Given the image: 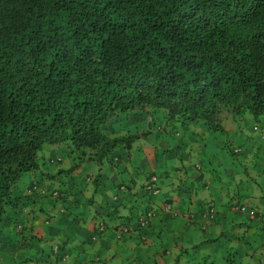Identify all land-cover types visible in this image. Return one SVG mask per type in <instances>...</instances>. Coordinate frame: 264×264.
<instances>
[{"label": "trees", "instance_id": "1", "mask_svg": "<svg viewBox=\"0 0 264 264\" xmlns=\"http://www.w3.org/2000/svg\"><path fill=\"white\" fill-rule=\"evenodd\" d=\"M246 114L264 117V0H0V257H69L66 241L33 254L43 238L21 219L54 191L40 186L44 146L65 145L78 165H115L140 138L113 128L127 118L222 132L223 119ZM224 147L264 191V140Z\"/></svg>", "mask_w": 264, "mask_h": 264}, {"label": "crops", "instance_id": "2", "mask_svg": "<svg viewBox=\"0 0 264 264\" xmlns=\"http://www.w3.org/2000/svg\"><path fill=\"white\" fill-rule=\"evenodd\" d=\"M246 118L223 119L220 133L242 141L231 139L235 142L248 143L246 146L263 141L264 127L255 135L244 131L241 125ZM155 125L138 126L132 131L140 138L129 157L122 162L115 160V165H103L99 173H94V166L89 163L76 164L65 145L48 146L46 155L43 150L40 158L47 177L44 176L40 186H52L63 193L53 200L47 196L37 201L32 205L35 212L24 209L21 219L28 225L27 229L30 227L28 231L39 239L50 237L62 243L66 241L69 257L64 264L75 261L90 264L95 257L101 258L102 264H125L132 260L136 264H197L206 257L215 263L208 249L217 247L221 238L236 241L235 249H228L232 264H264V232L261 229L264 191L244 177L240 165H237L238 173H234L222 168L224 163L219 167L212 164L209 158V163L203 165L198 152L188 154L197 144H192L193 141H202L203 126H168L163 122ZM257 129V126L252 127L254 131ZM198 134L201 139H197ZM216 140L215 137L207 139V148L215 145ZM200 147H204L202 143ZM60 152L65 156L59 155ZM207 157H211L209 153ZM56 158L60 161L56 162ZM50 159L56 163H48ZM152 176L156 177L159 190L155 196L143 189L148 177ZM36 178L35 175L23 178L24 187ZM54 180L60 182L62 188H55L51 184ZM235 199L260 210L259 218L248 219L245 214L232 210L231 202ZM165 204L175 216L162 211ZM208 204L215 210L212 220L204 217ZM149 209L154 215L145 229L116 239L115 232L121 225L133 222L136 216ZM37 213L45 217L42 219ZM29 214L32 220H27L31 219ZM98 222H103L104 231L91 241ZM43 243L33 247L32 253L40 256ZM206 247L207 253L198 251ZM225 253H216L223 259L219 264H224ZM183 256H193L197 262L187 263L186 259L182 260ZM14 257L17 258L15 253ZM6 258L0 257V264L7 263ZM17 261L14 264H19Z\"/></svg>", "mask_w": 264, "mask_h": 264}, {"label": "rangeland", "instance_id": "3", "mask_svg": "<svg viewBox=\"0 0 264 264\" xmlns=\"http://www.w3.org/2000/svg\"><path fill=\"white\" fill-rule=\"evenodd\" d=\"M246 116H247V118H246L247 120L244 121V123L241 125V126H244V131L246 133L253 134V135H255L256 132H262V127H264V117L263 116L254 117V116L248 115V114L244 115V117H246ZM132 117H134V116H132ZM127 120H128V118L125 119V120H122L119 123H116L113 126V128H115L118 131V132L115 131V132H117V134L121 133L120 130L124 129L125 127L128 128L129 130L131 128L138 127V126H135L137 123H138L139 126H141V121H137V122L135 121V124H132V123L128 124L126 122ZM131 121H133V120H131ZM253 126H257L258 129L255 130V131L252 130V127ZM201 135L203 136L202 141L201 142L198 141V140L197 141H193L192 144H195V143H197V144L193 146V148H192L191 151H188L189 152L188 154L192 155V154L198 152L199 153V158H200L199 160H200V162L203 165L206 166L209 163L207 161V159L209 158V160L211 161L212 164H215V165L218 164V167H219V164H222V166H223V163H224L225 166L222 167V168H225L226 167L228 169V171L234 172V173H238L237 164L232 162V159L230 158L229 154L227 153L226 148L223 149L222 147L225 146V145H229L230 148H233L234 149V147L235 146H239V144H241L242 141L240 139H238V138H234L233 136H229L226 133L224 134V133H220V132H209V131H206L205 130ZM214 137H215V140L217 139L216 140V144L215 145H209L208 148H207V139L209 140L210 138H214ZM199 138H200V136L198 134V138L197 139H199ZM231 139L239 140L241 142L240 143L239 142H235V141H233ZM255 139H258V138L255 137ZM138 140L134 143L133 146H135L137 144ZM143 142H145V141H143ZM146 143L148 144V142H146ZM201 143H202V146H204V147H200ZM246 145H248V143H246ZM47 147L48 146H44L43 147V149L39 153L40 156L42 155V151L43 150H44L45 155H46L47 152L45 150H46ZM199 148H201V149H199ZM222 149H223V151H222ZM208 153L210 154L211 157H207V154ZM59 155H61L62 157H64L65 156V153L60 152ZM54 157H56V156H54ZM216 159L218 160V162H217ZM89 164L94 166V168H93L94 173H99L100 168L103 167V166L102 167H99V165H97V164L96 165H94L92 163H89ZM246 164L249 167L251 165V162H248ZM256 179H257L258 182L260 181L259 178H256ZM239 180H240V178H238V181ZM52 184H54L53 186L55 188H62L61 187V183L58 182V181H56V182L53 181ZM257 190H259V189H257ZM50 198H51V200H53L52 197H50ZM247 199L248 198H246V200ZM243 203L245 205H249L248 202H243ZM37 214L42 219L45 217V216H43V214L42 215L40 213H37ZM9 216H12V217H15L16 218L17 215L16 214H13V212H11L9 214ZM27 216H29L31 218V219H27L26 218L27 220H32V215L31 214H29ZM263 221H264V217L262 219V222ZM105 222L107 224L110 223L109 220H106ZM80 230L83 233V235H85L84 229L83 228H80ZM84 239L85 238L83 237V240L82 241H85ZM42 242H44V241H42ZM53 243H62V242L60 240L56 239V238H53V240H46V242H44L43 244L40 245L42 247L43 252L48 253V249H49L48 246H50V244H53ZM216 246L217 247H209V249H208V254L214 255V257H215V263H218L219 264L223 260V259H220L217 256L216 253L218 252L219 255H221V253L226 252L224 254L225 255V261L223 263L224 264H226V263L232 264V262H230V260L228 259V257H229V253L231 252V250H234L235 249V247H236V241H230V242H228V241L225 240V238H221L220 241L217 243ZM228 249H231V250H228ZM198 251L199 252L207 253V247L204 248V249L198 250ZM237 253H239V252H237ZM184 259H186L185 261H187V263H192V262L195 263V262H197L196 258H193V256H183L182 260H184ZM117 263H118V260H117Z\"/></svg>", "mask_w": 264, "mask_h": 264}, {"label": "built area", "instance_id": "4", "mask_svg": "<svg viewBox=\"0 0 264 264\" xmlns=\"http://www.w3.org/2000/svg\"><path fill=\"white\" fill-rule=\"evenodd\" d=\"M146 189L148 191H150L152 194H156L158 192L157 189H156V184H155V178L154 177L150 178L149 182L146 185ZM41 192L44 193L43 190ZM51 195L57 196L58 193L56 191H53L51 193ZM232 209L247 215V217L251 218V219L255 218V215H256V210L253 209V208L248 207L245 204H236V205L233 206ZM163 210L165 212H171V213H173V215H175V212H172L171 209L168 206H164ZM213 216H214L213 208L211 206L206 207L204 217L206 219L208 218L209 220H211L213 218ZM152 217H153V212L151 210L145 211L142 215L136 217V220L134 222V228H145L148 225V223L150 222V220L152 219ZM98 229L99 230L102 229L101 225L98 226ZM132 229H133L132 226H124V227H122L121 230H120V233L118 234L117 237H120L123 234H127ZM262 230L264 231V222L262 224ZM127 264H134V263L133 262H128Z\"/></svg>", "mask_w": 264, "mask_h": 264}, {"label": "clouds", "instance_id": "5", "mask_svg": "<svg viewBox=\"0 0 264 264\" xmlns=\"http://www.w3.org/2000/svg\"><path fill=\"white\" fill-rule=\"evenodd\" d=\"M180 124H177L176 126H179ZM160 124H159V128L158 129H160ZM235 151H238L239 149L238 148H235L234 149ZM58 161H60V158H56V162H58ZM152 177H154L155 178V184H156V189H157V193L156 194H152L150 191H148L147 189H146V185H147V183L149 182V180H150V178L151 177H148V179H147V181L145 182V185H144V187H143V189H144V191H146V193L147 194H149L150 196H155V195H157L158 193H159V190H158V186H157V182H156V177L155 176H152ZM54 191H56L57 193H58V195L57 196H53L52 195V197L53 198H55V197H58L60 194H59V192H58V190H56V189H54ZM242 204H244L243 202H242ZM164 206H168L169 208H170V206L168 205V204H165V205H163L162 206V211L164 212V213H171V212H165L164 210H163V207ZM209 206H211L212 208H213V211H214V216H213V218L215 217V210H214V207H213V205H211V204H208L207 205V207H209ZM248 207H250V208H253L254 209V207H252V206H250V205H247ZM233 208V207H232ZM231 208V209H232ZM171 209V208H170ZM206 209V208H205ZM149 210H151V209H149ZM233 210V209H232ZM145 211H148V210H145ZM144 211V212H145ZM152 212H153V210H151ZM171 211L172 212H174L172 209H171ZM205 211V210H204ZM234 211H236V210H234ZM144 212H142L140 215H142ZM236 212H238V211H236ZM172 215H173V213H171ZM140 215H138V216H140ZM153 215H154V213H153ZM175 215H176V213H175ZM174 215V216H175ZM138 216H136V217H138ZM246 217H247V215H245ZM136 217H135V220H136ZM153 218V217H152ZM212 218V219H213ZM248 218V217H247ZM211 219V220H212ZM248 219H251V218H248ZM252 219H257L256 217L255 218H252ZM135 220L133 221V222H127V223H124L123 225H121L117 230H116V232H115V237H116V239H118V240H120L121 238H123L124 236H126V235H129V234H131V233H133V232H135V231H137V230H140V229H145L148 225H149V223H148V225L145 227V228H134V222H135ZM152 220V219H151ZM150 220V221H151ZM264 222V221H263ZM263 222H262V224H263ZM262 224H261V229H262ZM99 225H101V227H102V229L101 230H99L98 229V226ZM124 226H132L133 227V229L130 231V232H128L127 234H123V235H121L120 237H117L118 236V234L120 233V230H121V228L122 227H124ZM104 231V224H103V222H98L97 224H96V227L94 228V230H93V233L91 234V236H92V240H95L97 237H98V235L99 234H101V232H103ZM264 232V231H263ZM128 262H133L134 264H136L133 260L132 261H128ZM127 262V263H128ZM126 263V264H127Z\"/></svg>", "mask_w": 264, "mask_h": 264}]
</instances>
